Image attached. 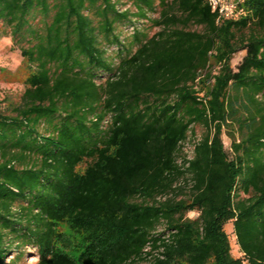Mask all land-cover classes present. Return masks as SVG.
Instances as JSON below:
<instances>
[{"label": "trees", "instance_id": "1", "mask_svg": "<svg viewBox=\"0 0 264 264\" xmlns=\"http://www.w3.org/2000/svg\"><path fill=\"white\" fill-rule=\"evenodd\" d=\"M117 3L0 0L28 69L0 103V264L26 246L34 264H264V0L237 20L205 0Z\"/></svg>", "mask_w": 264, "mask_h": 264}, {"label": "rangeland", "instance_id": "2", "mask_svg": "<svg viewBox=\"0 0 264 264\" xmlns=\"http://www.w3.org/2000/svg\"><path fill=\"white\" fill-rule=\"evenodd\" d=\"M117 7L120 10L129 9L131 11H135V7L132 3V0H118ZM150 16H155L156 13H149ZM132 22L135 26L141 28H147L149 22L144 19H136L132 18ZM128 22H121L117 26V31L120 33V37L125 40L131 32V25H128ZM156 28L149 29V34H152ZM116 47H109L107 54L113 55ZM244 50L236 52L230 61V64L233 69L236 68L238 63L241 61L242 56L244 55ZM28 73V69L26 66L20 61V55L18 52L17 45H13L9 39V35L5 32L0 31V103L2 106L7 105V103H17L19 96L23 90V82ZM106 77V74H102L100 78H98V82L103 80ZM204 132L203 128L200 126L195 127L196 136L202 135ZM222 141L224 145L225 152L230 157L231 151L229 149L230 141L226 137L225 134H222ZM184 152L186 154H190L191 150V141H188L184 145ZM83 167V165H81ZM188 216H195L194 212L188 213ZM225 230L229 236L231 252L234 256H240L239 249L235 243V239L232 232L231 222L225 225ZM61 231L64 234L63 239L60 241V248L64 251H68L69 253L75 254L72 252L76 239L75 235L72 234L69 229L62 225ZM11 258L8 256L6 262ZM36 261L35 249L30 246L23 247V256L19 260V264H34Z\"/></svg>", "mask_w": 264, "mask_h": 264}, {"label": "built area", "instance_id": "3", "mask_svg": "<svg viewBox=\"0 0 264 264\" xmlns=\"http://www.w3.org/2000/svg\"><path fill=\"white\" fill-rule=\"evenodd\" d=\"M212 12L217 15V20H237L246 15L242 7L243 0H205Z\"/></svg>", "mask_w": 264, "mask_h": 264}]
</instances>
